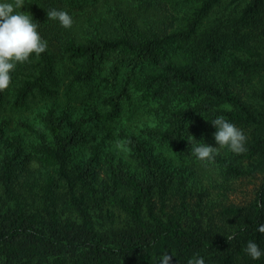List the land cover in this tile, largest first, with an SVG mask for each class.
<instances>
[{"label": "trees", "instance_id": "1", "mask_svg": "<svg viewBox=\"0 0 264 264\" xmlns=\"http://www.w3.org/2000/svg\"><path fill=\"white\" fill-rule=\"evenodd\" d=\"M24 4L48 47L0 91V264H264V0ZM218 115L246 151L197 161Z\"/></svg>", "mask_w": 264, "mask_h": 264}, {"label": "clouds", "instance_id": "2", "mask_svg": "<svg viewBox=\"0 0 264 264\" xmlns=\"http://www.w3.org/2000/svg\"><path fill=\"white\" fill-rule=\"evenodd\" d=\"M24 5V0H0V91L9 88L11 73L17 64L28 61L33 54L39 56L48 47L47 41L38 31L39 23L29 12L22 10ZM47 17L57 21L63 28H70L74 22L70 13L63 9L47 10ZM210 122L216 129L212 133L216 146L188 134L186 140L190 144V156L197 161L211 162L222 148L235 154L246 151V136L242 129L222 115ZM256 231L264 234V223L259 224ZM227 239L233 237L228 236ZM242 250L251 260L264 257V248L254 240H248ZM171 261L172 255L163 252L159 254L156 264H171ZM187 264H206V260L204 256L195 254L187 260Z\"/></svg>", "mask_w": 264, "mask_h": 264}, {"label": "rangeland", "instance_id": "3", "mask_svg": "<svg viewBox=\"0 0 264 264\" xmlns=\"http://www.w3.org/2000/svg\"><path fill=\"white\" fill-rule=\"evenodd\" d=\"M149 117H150V113L146 109L141 112V115L138 119H140L143 122H147V121L149 122V120L151 119V118L149 119ZM141 121L137 120V122L142 123ZM257 182L258 180L249 181L246 179L245 180L242 179L238 181L236 184V190L231 194V199L239 203L248 201L253 194V190L256 187Z\"/></svg>", "mask_w": 264, "mask_h": 264}]
</instances>
